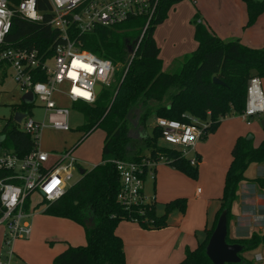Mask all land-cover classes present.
Listing matches in <instances>:
<instances>
[{
	"label": "trees",
	"instance_id": "trees-1",
	"mask_svg": "<svg viewBox=\"0 0 264 264\" xmlns=\"http://www.w3.org/2000/svg\"><path fill=\"white\" fill-rule=\"evenodd\" d=\"M7 1L13 4L20 2ZM177 1H165L157 19L144 34L141 21L132 20L113 28L96 27L80 37L84 50L108 59L114 65L121 63L123 69L106 87L111 89L100 92L94 104L77 103L84 117L81 140L96 128L106 133L102 147L104 159L100 165L86 171L60 200L50 203L43 212L81 226L86 239L84 246H70L56 256L53 264H127L122 240L115 234L117 225L122 221H132L145 229H161L167 225L168 214L173 210L183 212L186 202L176 199L167 203L164 214L160 216L156 215L154 204L144 215H140L137 208L124 209L117 203L119 177L114 165L108 161L159 162L164 159V163L196 179L198 164L191 165L179 151L160 146L161 130L155 124L152 127L148 125L149 117L188 122L183 117L187 114L208 120L207 136L216 130L222 118L240 115L244 111L249 80L264 78V47L253 49L239 41L225 42L201 24H195L194 29L197 49L176 60L173 71H163L153 33L156 24L166 18L167 10ZM242 1L247 12L244 28H248L264 12V0ZM37 11L43 15L42 22L19 17L12 20L2 48L20 46L34 48L48 56L52 54L58 33L49 25L47 0H37ZM0 68L4 74L6 68L2 64ZM214 78L224 85L213 83ZM1 135L4 140L0 143V150L19 157L37 148L36 140L18 130L10 121L3 127ZM231 154L232 161L213 224L205 231L203 241L194 250H187L179 264H212L205 253L208 240L223 211L227 215L228 228L232 219L231 208L237 198L239 184L245 180L247 167L252 163H264V142L253 148L250 139H238ZM196 160L199 162L197 157ZM9 175L10 172L0 171V179ZM88 220H91L90 225ZM226 241L242 245L244 252L252 251L264 245V233H253L250 237L235 240L227 236ZM241 259L242 264H251L242 256Z\"/></svg>",
	"mask_w": 264,
	"mask_h": 264
},
{
	"label": "built area",
	"instance_id": "built-area-1",
	"mask_svg": "<svg viewBox=\"0 0 264 264\" xmlns=\"http://www.w3.org/2000/svg\"><path fill=\"white\" fill-rule=\"evenodd\" d=\"M165 1L47 0L49 25L58 33L52 54L48 56L34 48H2L15 17L42 22L43 15L37 11V0H20L18 4L0 0V64L10 70L13 82L23 95L32 93L34 96L32 102L16 105L14 114L22 115L19 122L14 119L8 121L37 142V148L23 157L0 150V171L10 172L9 176L0 179V228L3 229V246L9 255L13 254V245L17 241L31 237L32 226L28 220L36 214H43L50 203L60 200L71 187L69 183L74 172L79 170L77 161L71 157L72 150L49 153L39 147V138L44 129L58 132L71 130V109L56 101L55 97L67 99L72 107L77 103L92 105L102 87L110 86L113 80L114 64L84 50L80 37L96 27L113 28L132 20L141 21L144 34L157 19ZM81 64L93 70L89 72L75 66ZM96 86L100 87L98 94L94 91ZM73 88L80 92H90L92 100L89 102L75 95ZM36 100L47 117V123L34 121L29 115ZM263 113L261 80L253 77L248 82L245 108L239 117L250 125L253 118ZM183 117L188 122L156 118L155 125L161 130L162 143L180 149L181 156L186 158V153L192 151L206 136L210 122L187 114ZM188 160L191 165L198 164L196 157ZM108 162L114 165L120 181L117 203L126 210L137 208L139 214L144 215L154 204L143 194L144 177L149 175L154 178L153 171L158 162L116 159ZM159 162L165 161L160 159ZM256 260L261 258L257 256Z\"/></svg>",
	"mask_w": 264,
	"mask_h": 264
},
{
	"label": "crops",
	"instance_id": "crops-1",
	"mask_svg": "<svg viewBox=\"0 0 264 264\" xmlns=\"http://www.w3.org/2000/svg\"><path fill=\"white\" fill-rule=\"evenodd\" d=\"M194 5L198 7L194 24L205 26L211 33L225 42L239 41L244 46L253 49L264 47V12L257 17L252 26L244 28L247 21V12L242 0H195ZM179 14L180 10L175 9L169 16H166L165 20L167 19V22L177 21ZM192 15L193 11L189 13L190 17ZM194 29H190L188 38L183 40V48L176 54L179 55V58L194 51L195 48L197 49L196 41L194 43L191 41ZM162 59V68L165 72L173 71L175 61L179 60L178 58L174 60L168 58L165 65L169 69L165 70L163 63L165 59ZM7 71L4 74L1 73L2 82L8 73ZM260 80L264 95V78H260ZM16 89L19 91L17 87ZM21 98L19 102L10 106L12 111L10 119H13V116L17 114H14L12 107L15 108L16 105L22 102ZM2 129L0 126V136H2ZM243 138L250 139L253 148H257L264 142V113L253 118L250 125H247L239 115L222 118L216 130L195 145L192 150L193 155L186 157L187 159L194 157L199 159L196 179L187 177L167 163L158 162L155 165L154 178L152 179L149 175L144 177L143 194L153 201L156 215L164 214V205L176 199H184L186 202L185 208L183 212L179 210L170 212L166 220L167 225L161 229L149 230L141 227L136 222H120L115 229V234L122 240L127 264H179L185 257L187 250H194L203 241L205 231L212 226L220 207L225 176L232 161V149L236 141ZM99 163L101 164L102 161ZM99 163L92 164L85 170L88 171L100 165ZM78 167L79 169L82 168ZM263 168L264 163H252L244 173L245 180L239 184L237 191V198L239 197L242 204H239V206L237 204V212H232L234 205H236L235 202L231 208L232 220H230L227 228V236L230 240L247 238L253 233H264L261 229L258 230L259 232L248 231L250 229L248 227L253 224L247 226L243 221H238L247 215L249 216V214L260 215L264 209V196L256 186L257 184L264 185V178L261 176L252 178L256 173H263ZM250 170L251 176L248 173ZM249 184H253L250 186L254 187L256 191L249 192ZM259 208L263 209L257 211ZM49 218L55 220L54 224L58 222L64 224L63 226H67L63 229L73 228L81 236L74 235L69 230H63L64 236L57 238L56 242L52 238L44 244L43 239L37 237L40 231L34 233L33 229L31 238L17 241L13 245V254L9 255L5 248L6 251H3V229L1 228L0 263L53 264L56 256L68 247H78L86 244L84 230L81 226L66 219ZM54 246L55 248H53ZM252 251L259 252L255 255L254 260L259 256L261 260L258 261H264V245ZM250 252H243L242 254L245 253V257L241 256L247 259L246 254Z\"/></svg>",
	"mask_w": 264,
	"mask_h": 264
},
{
	"label": "rangeland",
	"instance_id": "rangeland-1",
	"mask_svg": "<svg viewBox=\"0 0 264 264\" xmlns=\"http://www.w3.org/2000/svg\"><path fill=\"white\" fill-rule=\"evenodd\" d=\"M194 1L195 0H179L177 2H174L167 10L166 16H169V14L172 13L175 9L180 10V14L177 18V21L167 22V19H164L162 22L156 24L155 26L153 37L160 48V58L165 59V61H163L164 65L167 64L168 58H171L172 60L181 58H179V55L176 54H178L180 49L182 50L183 40H186L188 38L190 29L195 28L194 17L197 14L198 7L194 5ZM192 11L193 15L192 17H190L189 13ZM191 41H193L194 43V35ZM194 51L184 54L182 58L185 55H190ZM122 69L123 66L121 63L114 65L115 77L113 75V80L120 75ZM168 69L169 67L165 65V70ZM7 72L8 73L4 77L2 82V69L0 68V126H3L8 123V120L12 115L10 106L19 102L22 96V94L17 91L16 85L14 84L13 80L9 75L10 70ZM107 89L111 88H106L103 86L101 92ZM55 100L59 101L63 106L71 109V114L69 118V127L71 130L68 132H58L50 128L44 129L39 138V147L41 148V150L49 153H64L72 149L71 157L77 161L78 166L84 169H88L92 164H97L100 161H103L104 158L102 156V147L106 136L104 130L96 128L95 130L90 132L88 136L84 137L81 140L83 134L80 129L84 126V117L83 114L78 110V104L72 107L71 103L67 99L58 98L57 96L55 97ZM139 109L141 110L142 108L140 107ZM29 115L33 118L34 121L47 123V117L44 116V111L39 106V102L37 100L32 105ZM155 121V116H150L147 120V123L150 127H152L155 124ZM159 145L166 148H172L163 144L161 140H159ZM175 150L181 151L180 149ZM192 155V151H188L186 153V157H191ZM262 172L263 173H256V175H254L252 178H254L255 176H261L262 178H264V168L262 169ZM248 173H250L249 176H251V170ZM79 179L80 174L78 173V171L74 172L73 178L70 181L69 186L74 185ZM250 185L253 184H249V192L252 190L256 191V189H254V187H251ZM256 186L258 188V191L261 192L262 196H264V185L260 186L257 184ZM235 204L236 205H234V209H232V212H237V204L238 206L239 204H242V202H240L239 197L236 198ZM260 209L263 208H259L257 209V211H259ZM49 217L50 216L46 214H36L28 220V222L32 226V235L33 229L34 233L40 231L37 237L41 238V240L43 239L44 244H46L52 238L53 241L56 242L58 240L57 238L64 236L63 230H69L72 234L81 236V234L77 233L75 230H73V228L63 229L64 227H67L63 226L64 224L58 222H56L57 224H54L55 220ZM238 221H243V223H245L247 226L253 224L248 227L250 228L248 229V231L259 232L258 230L261 229L262 232H264V209L262 210V213L260 215L256 216V214H249V216L247 215L245 216V218H242ZM4 248L5 247L3 246V251H6L7 248H5L6 250H4ZM53 248H55V246ZM257 253L259 252L251 251L250 253L246 254V260L250 261L251 264H264V261L254 260V257ZM241 255L245 257V253Z\"/></svg>",
	"mask_w": 264,
	"mask_h": 264
},
{
	"label": "water",
	"instance_id": "water-1",
	"mask_svg": "<svg viewBox=\"0 0 264 264\" xmlns=\"http://www.w3.org/2000/svg\"><path fill=\"white\" fill-rule=\"evenodd\" d=\"M213 83L224 85L219 79L214 78ZM100 87L96 86L94 91L99 93ZM34 96L32 93H26L22 96L21 100L24 103L32 102ZM22 115L17 113L13 116V119L17 122L20 121ZM4 140V136H0V143ZM86 173L84 168L79 169L80 176ZM226 212L223 211L217 220L216 226L208 240L205 253L212 264H242L241 254L244 252V247L239 244H229L226 241L228 229H227V217ZM91 224V220L88 221Z\"/></svg>",
	"mask_w": 264,
	"mask_h": 264
},
{
	"label": "clouds",
	"instance_id": "clouds-1",
	"mask_svg": "<svg viewBox=\"0 0 264 264\" xmlns=\"http://www.w3.org/2000/svg\"><path fill=\"white\" fill-rule=\"evenodd\" d=\"M57 2H59V0H57ZM75 66H79V65H75ZM86 71H91V70L86 69ZM73 93H75V95H77V96L83 97L86 101L90 102L92 100V94L90 92H83V93H87V95H82L81 92L74 91V88H73Z\"/></svg>",
	"mask_w": 264,
	"mask_h": 264
},
{
	"label": "snow or ice",
	"instance_id": "snow-or-ice-1",
	"mask_svg": "<svg viewBox=\"0 0 264 264\" xmlns=\"http://www.w3.org/2000/svg\"><path fill=\"white\" fill-rule=\"evenodd\" d=\"M73 63L76 64L75 61H74ZM78 67H83V68H85V70H86V69H90L91 71L93 70V69H92L90 66H88V65H83V64H81V65H79ZM91 71H89V72H91ZM69 75L72 76L73 74L70 72ZM74 91H78V92H80V91H79L78 89H76V88H74ZM81 94H82V95H87V93H83V92H81Z\"/></svg>",
	"mask_w": 264,
	"mask_h": 264
}]
</instances>
